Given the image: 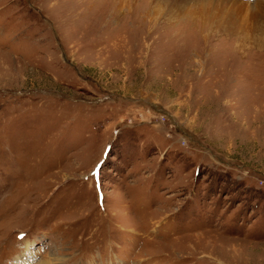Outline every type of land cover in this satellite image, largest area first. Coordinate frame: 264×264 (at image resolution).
Instances as JSON below:
<instances>
[{"label": "rangeland", "instance_id": "374dc122", "mask_svg": "<svg viewBox=\"0 0 264 264\" xmlns=\"http://www.w3.org/2000/svg\"><path fill=\"white\" fill-rule=\"evenodd\" d=\"M147 1L0 0V264H264V0Z\"/></svg>", "mask_w": 264, "mask_h": 264}, {"label": "bare ground", "instance_id": "6f19581e", "mask_svg": "<svg viewBox=\"0 0 264 264\" xmlns=\"http://www.w3.org/2000/svg\"><path fill=\"white\" fill-rule=\"evenodd\" d=\"M90 1H93V0H90ZM136 1L137 0H102L100 2H95V0H94V4L96 3V6L98 8H100L99 6L102 2H107V6L109 7L112 5L111 9L114 10V6L116 5V3H118L119 5H121V8L128 7L127 12L123 13V16H122L123 18H132V17L138 18L140 16L139 15L140 12L138 13L137 12L138 10L135 11V8H136L137 4L139 6L140 3H136ZM141 1H143V0H141ZM147 2H145V3L147 4V8L149 7L148 11L154 16V17L151 16V18L155 21H157V19L159 17H161V15L166 16L170 19H174L175 17L179 16L180 13H183L185 11H186L185 13L188 15V13H190L189 9H192L193 6L196 7L200 2H203V3H205V4H203V5H205L203 10L207 12V17L209 20L216 22L218 24V26L221 27L224 31H227L228 27H231L233 29L235 28L234 24H236V23L234 21L227 20L228 18H230V16L228 15V12L225 13V11H223L222 4H220V2H222V1H219V0H150V4H149V1H147ZM224 8L226 9V7H224ZM214 9L220 10L221 12H215V11H213ZM101 10L102 9L100 8L99 12ZM133 12H134V14H133ZM104 13H105V15H104ZM107 14H110L112 17L118 16V15H115L114 13L113 14L109 13L108 11L101 13V15H99V16L106 17ZM168 21H170V20H168Z\"/></svg>", "mask_w": 264, "mask_h": 264}, {"label": "clouds", "instance_id": "9594fccd", "mask_svg": "<svg viewBox=\"0 0 264 264\" xmlns=\"http://www.w3.org/2000/svg\"><path fill=\"white\" fill-rule=\"evenodd\" d=\"M31 254L36 264H76V252L66 243L53 239L39 249L33 244Z\"/></svg>", "mask_w": 264, "mask_h": 264}]
</instances>
